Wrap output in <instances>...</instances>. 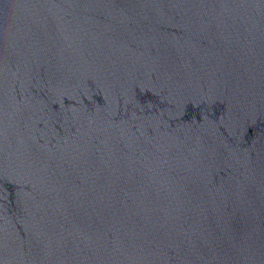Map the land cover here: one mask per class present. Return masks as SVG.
Listing matches in <instances>:
<instances>
[{
  "label": "water",
  "instance_id": "95a60500",
  "mask_svg": "<svg viewBox=\"0 0 264 264\" xmlns=\"http://www.w3.org/2000/svg\"><path fill=\"white\" fill-rule=\"evenodd\" d=\"M0 264H264V0H0Z\"/></svg>",
  "mask_w": 264,
  "mask_h": 264
}]
</instances>
